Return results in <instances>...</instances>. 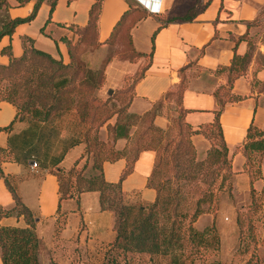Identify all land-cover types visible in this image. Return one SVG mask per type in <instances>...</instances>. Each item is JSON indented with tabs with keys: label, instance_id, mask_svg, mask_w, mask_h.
<instances>
[{
	"label": "crops",
	"instance_id": "crops-1",
	"mask_svg": "<svg viewBox=\"0 0 264 264\" xmlns=\"http://www.w3.org/2000/svg\"><path fill=\"white\" fill-rule=\"evenodd\" d=\"M185 0H103L98 27V45L84 46L79 52L83 64L91 70L104 71L101 92L121 89L125 80L136 76L147 67L144 77L134 86L129 112L142 116L163 96L185 79L187 88L183 95V108L187 110L186 122L199 129L211 124L219 106L215 92L227 84L226 75H217L221 68L230 67L236 54L245 56L251 50V61L246 74L234 84L233 94L239 102L228 103L222 113L221 124L226 145L232 157L233 194L250 198V177L244 171L246 159L238 149L244 144L249 128L253 125L264 132V92L256 82L264 83V0H192L187 11L198 6L200 10L192 21H175L176 9ZM97 0H58L51 11L44 2L30 23L19 25L13 35L0 40V64L8 65L10 56L4 53L10 48L14 57L24 53V39L34 41L38 50L70 63L67 41L77 42L74 29L85 28L90 12ZM36 1L22 7L0 11V22L5 18H26L34 10ZM131 9L145 11L146 17L131 29L135 51L143 54L137 62L115 58L118 45L107 43L123 15ZM247 37L248 40H244ZM251 44V45H249ZM174 104L168 105L163 115L155 120L161 129L171 128L177 116ZM18 111L10 103L0 101V208L13 209L15 200L5 179L32 212L36 220V232L41 241L40 262L47 258L56 263L73 261L85 253L104 252L116 239L115 214L102 211L98 192L83 193L77 198L62 200L56 171L70 170L80 160L87 164L86 174L93 175L92 161L85 157V145H65L61 133L51 143L47 141L50 127L42 122L17 119ZM135 129L132 130L134 133ZM108 139L106 128L102 132ZM199 160L205 159L211 142L202 134L192 136ZM125 139L117 142L122 151ZM67 150L63 156L64 151ZM62 157L61 160L59 158ZM156 153L142 152L133 172L123 182L127 201L134 205H150L156 199V191L147 186L155 164ZM34 162L38 164L34 167ZM125 159L105 162V178L117 183L126 168ZM264 177V159L262 163ZM256 191L264 188V180L254 183ZM3 227H26L23 218L8 217L0 221ZM0 264L1 248H0Z\"/></svg>",
	"mask_w": 264,
	"mask_h": 264
},
{
	"label": "trees",
	"instance_id": "trees-1",
	"mask_svg": "<svg viewBox=\"0 0 264 264\" xmlns=\"http://www.w3.org/2000/svg\"><path fill=\"white\" fill-rule=\"evenodd\" d=\"M31 1H36V4L28 17L14 20L5 18L0 22V40L13 35L19 25L32 22L44 2L48 1L53 11L58 0H0V11L13 6L22 7ZM102 4L103 0H97L92 7L87 27L74 29L78 36L77 42L67 41L70 55L68 64L38 50L34 41L29 38L24 39L25 49L21 57H14L10 48L5 49L4 53L10 56V62L8 65L0 64V101L8 102L17 109V119L42 122L47 125V129L52 128L58 117L73 110L79 116L81 124L90 123L95 126L103 118L95 136L91 137L89 129L84 141L79 143L85 145V155L93 156L92 167L95 173L89 177L85 174L86 166L80 165L82 159L68 171H56L62 200L79 199L83 193L98 192L101 210L115 214L116 239L107 251L103 264H120L121 260L127 263L130 255H148L150 264H195L204 259L208 250L218 251L220 248V238L215 226L199 231L194 225L203 214L216 210L224 192H232L234 189L235 173L224 139L221 117L228 103L242 100L232 90L235 82L248 70L252 46L245 56L236 54L230 67L217 71V75H226L227 84L215 92L219 108L215 112L214 121L209 125L193 129L186 122L187 110L183 108V95L187 88L185 79L167 92L146 114H131L129 108L134 86L144 77L148 66L136 76L125 80L124 86L114 97L119 104L118 108L110 110L108 116L98 118L96 115H103L105 109L97 108L96 115H92L91 103L94 90L102 84L104 71L83 68L77 60V51L80 46L99 44L98 27ZM203 8L198 6L180 17L166 18L163 24L192 21ZM145 17L146 13L141 9H131L123 15L107 41L110 45L119 46L115 58L137 62L145 57L135 51L130 35L135 24ZM243 39L248 40L247 37ZM256 83L264 92V83ZM171 104H174L173 110L177 116L172 119L171 128L164 130L155 125V120ZM102 126L107 128V142L100 141L97 135V130ZM53 128L47 134L49 143L56 135ZM195 134H202L211 142V148L203 160L198 159L192 141ZM121 139H125L127 144L119 151L116 145ZM145 151L156 153L155 164L147 183L149 188L156 191V199L147 206L134 205L127 201L123 182L133 172L140 154ZM238 152L246 159L244 171L250 177L251 204L246 218L248 236L255 243L254 217L264 215V188L261 192L254 188L256 181L264 180V132L252 125ZM120 159L126 160V168L119 182L109 183L105 178L104 163ZM0 177H3L1 170ZM5 182L15 200V206L10 210L0 208V221L8 217L23 218L26 227L0 225L2 264H41V241L36 232L35 217L9 181L5 179ZM241 223L238 217V224ZM245 264L261 263L256 255H252Z\"/></svg>",
	"mask_w": 264,
	"mask_h": 264
},
{
	"label": "rangeland",
	"instance_id": "rangeland-1",
	"mask_svg": "<svg viewBox=\"0 0 264 264\" xmlns=\"http://www.w3.org/2000/svg\"><path fill=\"white\" fill-rule=\"evenodd\" d=\"M191 3L192 0H185L183 5H181L182 8H177L172 16H182L184 11H186V8H188ZM199 7H201V5ZM82 47L84 46H80L77 51V60L83 68L87 69L88 67L83 64L79 57V52ZM103 84L104 79L101 86L94 90L93 102L91 103L92 115H96L97 108L101 110L105 109L103 115H101V113L96 115L98 118L108 116L110 110L114 111L119 106L117 100L114 97L120 89L114 90L112 95L109 94L110 91L108 93H103L101 92ZM102 119L103 118H100L95 126H92L90 123L81 124L79 116L77 115L76 111L73 110L68 114L58 117L52 125L54 126V131H56L55 136H59L61 133L65 134L64 141L66 145L65 148H67L69 146L82 143L89 129H91V137L95 136L96 129ZM105 128L106 126H102L97 130L98 138L103 142L108 141V139L104 141L102 138V132ZM55 139L56 137H53L52 141ZM86 157L88 160L92 161L93 165V156L87 154L84 158ZM81 166L87 167V164H83ZM87 176L89 177L91 175ZM250 204L251 197L244 198L243 196H235L233 194V190L232 192H224L218 202L216 210L211 213L203 214L198 219L194 226L199 231L211 226L216 227L220 238V248L218 251H214L213 249L208 250L205 252L204 259L196 261L195 264H245L249 259H251L252 255H256V258L259 259L260 263L264 264V215H261L258 218L254 217V234L256 238V242L254 243L248 236L247 230L248 226L246 215ZM238 217H240L242 222L241 225L238 224ZM104 261V252L92 254L85 253L80 254L79 257L76 256L73 261L59 264H103ZM53 263L56 262H49L48 259L45 258L41 264ZM120 264H150V256L130 255L129 261L127 263L121 260Z\"/></svg>",
	"mask_w": 264,
	"mask_h": 264
},
{
	"label": "built area",
	"instance_id": "built-area-1",
	"mask_svg": "<svg viewBox=\"0 0 264 264\" xmlns=\"http://www.w3.org/2000/svg\"><path fill=\"white\" fill-rule=\"evenodd\" d=\"M34 167H37L38 166V164L36 163V162H34V165H33Z\"/></svg>",
	"mask_w": 264,
	"mask_h": 264
},
{
	"label": "water",
	"instance_id": "water-1",
	"mask_svg": "<svg viewBox=\"0 0 264 264\" xmlns=\"http://www.w3.org/2000/svg\"><path fill=\"white\" fill-rule=\"evenodd\" d=\"M109 94L112 95L113 94V91H110Z\"/></svg>",
	"mask_w": 264,
	"mask_h": 264
}]
</instances>
